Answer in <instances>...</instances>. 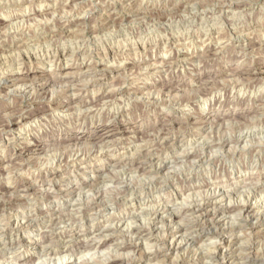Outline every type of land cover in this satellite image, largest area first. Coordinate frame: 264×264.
Returning a JSON list of instances; mask_svg holds the SVG:
<instances>
[{
  "label": "clouds",
  "instance_id": "clouds-1",
  "mask_svg": "<svg viewBox=\"0 0 264 264\" xmlns=\"http://www.w3.org/2000/svg\"><path fill=\"white\" fill-rule=\"evenodd\" d=\"M258 57L264 0H0V264H264Z\"/></svg>",
  "mask_w": 264,
  "mask_h": 264
},
{
  "label": "rangeland",
  "instance_id": "rangeland-1",
  "mask_svg": "<svg viewBox=\"0 0 264 264\" xmlns=\"http://www.w3.org/2000/svg\"><path fill=\"white\" fill-rule=\"evenodd\" d=\"M36 19L39 20L40 17L37 16ZM219 43H220V40L218 39L216 41V44H219ZM256 46L257 45H253V47H256ZM213 51H215V46H213ZM162 59H163V53L161 54V60L160 61H154V63H157V64L162 63ZM254 66L257 69H264V57H258L256 59V61H255ZM261 74L264 75V73H261ZM205 79H207V77H205ZM232 94H233V90L231 88H229L228 89V96L230 97ZM236 94L238 95L239 92L237 91ZM243 99L244 98L241 97V101H243ZM215 102L216 103H220V101L218 99H216ZM240 107L243 108V103L240 104ZM136 167H137V174L138 175H143L144 168L138 167V164H137ZM166 171H167V167L158 170L159 174H161V175L164 172H166ZM100 175L103 176L104 174L101 173ZM7 177H8L7 165L6 164H0V192L8 190ZM261 178L264 179V176H262ZM21 187L25 188L27 190L25 194H28V195H31L32 193H34L36 191L34 185L31 183V181H28L27 179H25L24 181L21 182ZM90 191H91V187L88 186V185H85L84 186V192H85L86 196L90 193ZM173 194H174V197H175L176 201H182V200H185L186 197H188V192L187 191H182L181 189H178V188L173 189ZM253 196H255V198H252V199L255 200L256 199V195L254 194ZM131 203H132L133 208H136L138 210L139 201L133 200ZM230 213H228V214H230ZM178 217L180 219V216H178ZM253 221H255V218H251L250 217V219L248 221V226H249L250 231L254 234L253 235V239L264 238V233H261L259 231V229L261 227H264V216L260 218V221H259L258 224H254ZM153 234H155V232ZM104 247H106V243H103L101 245L102 249ZM144 251L143 250H139L138 251L137 254H138L139 258L144 255V253H143ZM174 255H175V251L170 253V256H174ZM217 255L218 256L219 255H224L223 249H219L218 252H217ZM198 259H200V258H198ZM119 262H120L119 260H113V261H110L109 264H119ZM146 264H148V263H146ZM149 264H150V262H149ZM200 264H202V259H200ZM226 264H239V257L237 256L235 251L231 252L227 256Z\"/></svg>",
  "mask_w": 264,
  "mask_h": 264
},
{
  "label": "bare ground",
  "instance_id": "bare-ground-1",
  "mask_svg": "<svg viewBox=\"0 0 264 264\" xmlns=\"http://www.w3.org/2000/svg\"><path fill=\"white\" fill-rule=\"evenodd\" d=\"M88 186H90V185H88ZM252 198H255V196H253ZM244 208H245V210H244V215L245 216H248V217H251V218H255L256 219V217L254 215V209H252L251 204H248V205L244 206ZM231 211H232V206L230 204H228V206L225 209H223L221 211V213H218V215H227ZM178 216L179 215H177L176 213H173L169 217L170 222H172V223H178L180 221V219H179ZM263 216L264 215H262L261 217H263ZM209 219H210V217H209ZM133 231H135V229H133ZM180 231L182 233V229ZM146 247H147V242H144V243H141L140 245H138V251L139 250H143V251L145 250L143 252L144 255L142 257H140L138 260H135L134 261L135 263L133 262V264H146V263L149 264V262H150V254L146 251ZM170 247H171V244H170ZM173 251H175V250L173 249ZM119 264H121V261L119 262Z\"/></svg>",
  "mask_w": 264,
  "mask_h": 264
}]
</instances>
